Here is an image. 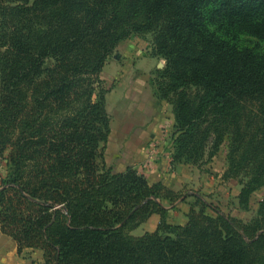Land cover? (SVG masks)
<instances>
[{
    "label": "trees",
    "instance_id": "16d2710c",
    "mask_svg": "<svg viewBox=\"0 0 264 264\" xmlns=\"http://www.w3.org/2000/svg\"><path fill=\"white\" fill-rule=\"evenodd\" d=\"M216 26V30L212 29ZM264 0H0V230L43 264H264V198L250 222L105 162L112 117L100 77L120 43L151 36L172 106V162L226 149L240 205L264 188ZM233 35V36H232ZM154 214L158 229L133 232Z\"/></svg>",
    "mask_w": 264,
    "mask_h": 264
},
{
    "label": "crops",
    "instance_id": "0c3cea01",
    "mask_svg": "<svg viewBox=\"0 0 264 264\" xmlns=\"http://www.w3.org/2000/svg\"><path fill=\"white\" fill-rule=\"evenodd\" d=\"M151 52L150 39L133 37L120 43L103 68L100 77L109 91L107 110L112 101L116 115L121 117L119 128L113 127L112 120L104 157L107 159L108 153L116 158L108 165L117 173L131 167L144 175L149 184L162 183L174 192L188 190L190 197L176 203L174 208L168 201L162 202L165 209H170L167 223L183 226L188 221L189 202L194 196L209 202L230 199L236 182L220 180L222 175L215 179L211 174L215 159L202 168L172 162L175 125L172 106L158 99L153 85L157 71L165 67V60ZM106 67L110 68L108 73L104 72ZM224 170L225 166L221 171ZM238 193L234 195L236 200ZM160 222L161 216L154 214L133 233L141 236L155 232ZM35 261L43 264L41 250L25 249L20 254L17 243L0 230V264H35Z\"/></svg>",
    "mask_w": 264,
    "mask_h": 264
},
{
    "label": "rangeland",
    "instance_id": "374dc122",
    "mask_svg": "<svg viewBox=\"0 0 264 264\" xmlns=\"http://www.w3.org/2000/svg\"><path fill=\"white\" fill-rule=\"evenodd\" d=\"M213 30H216V26H212ZM234 41L236 43H238L241 47H247L250 49H254L256 52H260V53H264V43L259 41L258 39L246 35V34H241V33H236L234 34ZM233 36V35H232ZM151 36L146 37V39H150ZM110 70V68H105L104 72L108 73ZM104 88L107 90V86L103 85ZM109 113L112 115V120H113V127L114 128H119V120L121 119V117L119 115H116L115 111H114V106L113 103L111 101V105L110 108L108 109ZM116 158L110 157L108 156L107 153V161L106 164L108 165V162H112L113 160H115ZM208 166V165H206ZM204 166V167H206ZM210 166V165H209ZM225 166L226 168V149H222L220 151V153L217 155V157L215 158V162L213 163V165L211 166V170H213V172H211L212 175H215V179H218V177L220 175H222V177L220 178V180H225L223 177L224 171L222 172V167ZM6 174V163L0 158V182L2 180V178L5 176ZM228 181V180H225ZM234 181V180H233ZM235 191L233 190V193L231 192V196L229 197L230 199H223V201H214V202H209L208 203L214 205L216 208L220 209L221 212L225 215H230L234 218H238L240 221L243 222H250L253 219L256 218L257 216V210L258 207L260 205V203L262 202V199L264 198V188L260 189L259 191H257L254 196L252 197L250 206L248 207L247 205H240L239 201L236 200L234 198V195H236L239 190H240V186L237 184V181H235ZM232 191V190H231ZM184 193L187 195L188 194V190L184 191ZM193 202L190 201L189 203ZM135 235H138L135 234ZM35 264H37V262L35 261Z\"/></svg>",
    "mask_w": 264,
    "mask_h": 264
}]
</instances>
